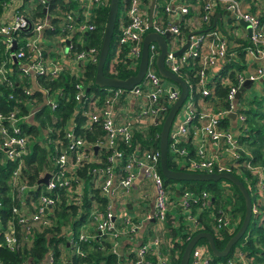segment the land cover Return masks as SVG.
I'll return each instance as SVG.
<instances>
[{"label":"built area","instance_id":"obj_1","mask_svg":"<svg viewBox=\"0 0 264 264\" xmlns=\"http://www.w3.org/2000/svg\"><path fill=\"white\" fill-rule=\"evenodd\" d=\"M37 4L44 5L46 14L48 0H30ZM127 1V0H126ZM102 0H80L83 22L73 25L72 18L67 16L64 25L71 33L74 32L80 37L81 51L72 53L73 72L78 80L75 86L77 91L75 100L76 110L71 120L62 128L42 130V137L38 139L41 147H52L53 153L49 160V168L40 175L39 180L45 174H49L46 184H39L41 190L36 197V187L27 186L26 182L19 183V175L24 167L23 157L29 153L30 143L34 141L31 135L23 134L20 125L28 122L37 112V97L33 100L28 114L21 116L18 110H14L6 117L0 115V150L3 151L5 159L17 162V168L12 175V185L17 187V198L20 202V210L14 209L13 213L19 215V224L23 228V239L19 237L15 227L11 224L2 231L5 246L14 251L18 249L22 241H26L32 231L41 233L46 227H50V217L54 214V209L59 202V193L65 192L67 201L73 206H81L84 180L79 177V172L85 165L94 164L91 171L92 187L98 189L100 194L107 200V207L103 210L98 208L91 215H95L96 232L99 235H108L112 251L117 256L129 257L132 254L130 264H143L147 256L152 255L157 258L158 264H169L167 253L162 255L160 237H149L145 241L141 236L144 224L153 225L152 233L160 235L156 227L165 222L166 216L172 208H179L186 214L192 225H195L194 218L190 217L192 206L200 201L199 198L189 192L182 195L177 192L178 200L172 201L159 177L157 164L159 163L158 152H140L137 145L136 151L125 154L119 150V144H129L134 127H151L164 121L169 109L179 96L176 84L171 83L164 88L165 80L157 73L155 67L156 59L159 55L158 47L151 43L148 47V66L146 74L141 83L131 91L121 89L104 88L102 95H96L84 90L82 77L88 65L97 62V52L94 48L85 47L84 35L94 31V26L89 24V18L93 9L98 8ZM220 7L224 13L220 19H215V9ZM190 9L197 11V7L190 5ZM204 15L194 18L196 35L190 38L188 49L179 57L174 54L185 44L179 39L177 21L179 16L186 15L188 9L180 5L178 0H171L164 12L171 17V22L159 26L151 23V33L164 36L169 33L167 39L168 55L164 60V66L173 74L177 75L180 67L188 60L197 61L200 69L198 71V87L202 99L199 101L200 113L192 103H184V120L174 118L169 132L168 146L175 157V162L189 171V173L219 174L235 171H247L251 178L256 180L253 191L255 201L252 205V215L258 216L261 208L264 207V169L258 165L250 163L241 164L242 150L237 140L245 133L243 127L244 116L240 114L239 104L235 100V95L245 81H250L253 85L264 80V16L259 12L251 14L247 5H241L236 0H206L203 7ZM246 23V31H250L247 39L249 44L245 48L246 55L254 60L258 65L252 72L237 76V86L229 85L226 101L229 109L213 110L202 100L207 99L211 91L206 85L212 77L222 68L230 58L234 56V49L237 45L233 43L230 36L241 39L246 36L236 35L234 30L223 26L224 17ZM127 24L120 26V36L116 42L117 48L110 64V71L118 63L123 46L128 47V54L131 63L130 68L136 69L141 57V47L143 38L150 28L148 25L147 6L142 0H128ZM212 28L201 30L202 24H210ZM53 28L48 20L34 23L33 26L24 18L22 13L16 12L9 24L0 23V37L10 50L12 42L18 43L15 35L20 32H28L29 37L23 38L20 43L24 44L10 52V59L14 57L18 65V70L27 78L30 89L25 91L26 95L32 92H39L43 95V106L50 109L57 108V100L51 97L48 89L38 85L39 77L57 78L63 72L61 66L43 55L42 36L46 31ZM69 45V44H68ZM71 45L67 46V52H71ZM125 48V47H124ZM9 70L7 62L0 63V81H5ZM33 83V84H32ZM34 85V86H33ZM35 88H33V87ZM58 96L62 93L58 92ZM181 107V108H182ZM235 114V121L229 115ZM75 115H80L84 119L83 129L90 134H95V128H100L104 135L98 137L94 145H91L83 136L77 135ZM197 118V124L192 125ZM229 122L225 126L223 122ZM5 122V124H4ZM233 125H236L233 128ZM192 147V156H189L188 148ZM195 171V172H192ZM90 175V173H89ZM38 180V181H39ZM147 183L146 199L152 200L151 209L147 208V213L139 215L131 212V206L136 203L135 186L139 190L137 202L144 201L143 184ZM28 191L23 197V192ZM32 191V192H31ZM207 195L203 194L202 200H206ZM29 203V205H27ZM128 206L130 210H128ZM205 206V204H204ZM29 207V208H28ZM137 215L139 218H137ZM141 219V220H139ZM215 230L220 232L229 228V221L223 216L213 219ZM232 229V228H231ZM0 231V232H1ZM86 234L79 236V242L88 240ZM93 239V237H92ZM69 245V244H68ZM164 252V251H163ZM76 254L82 255L78 249ZM191 264H212L211 255L205 248L196 246L190 256ZM190 262V261H189ZM54 257L48 253L44 264H53ZM67 264V263H66ZM217 264H248L245 254L235 251L233 257L225 262Z\"/></svg>","mask_w":264,"mask_h":264},{"label":"trees","instance_id":"obj_2","mask_svg":"<svg viewBox=\"0 0 264 264\" xmlns=\"http://www.w3.org/2000/svg\"><path fill=\"white\" fill-rule=\"evenodd\" d=\"M6 1L7 0H0V14L2 13L3 4H5ZM79 1L80 0H48L46 14L44 13V5L37 3H33L34 5L27 10H25V6L23 5L18 11L24 15V18L31 26L49 17L50 23L55 26V29L52 32L46 31V35L51 38L59 33V37L63 36L67 38L70 36V33L65 28V25L62 24V21L64 23L66 17L70 16L75 26L83 22ZM142 1L147 6V15L149 16L153 0ZM178 1L180 5H184L188 9V13L179 16V20L177 21V27L180 33L179 39L181 42H184L188 34L196 31L192 21L197 15L199 17L204 15L203 7L206 0ZM236 1L241 5H247L251 14L259 12L264 16V0ZM170 3L171 0H155L152 12L153 23L159 26L161 23L166 25L171 22V17L164 12L165 7ZM127 5L128 0H119L118 2L115 29L103 69L105 76L120 80H126L129 77L135 76L138 70V67L136 69L130 68L131 61L129 57H127L129 50L127 46H123L118 63L115 64L113 70L110 71V64L114 51L117 48L116 42L120 36V26L127 24ZM190 5L196 6L197 11L195 12L193 9H190ZM108 8L109 0H102L101 5L91 12L89 24L94 26L95 29L93 32H88L87 36H84L87 47L94 48L97 52V61L107 21ZM223 13L224 11L219 6L216 7L215 15H222ZM227 20H232L234 22L231 18H227ZM58 23L63 25L60 30L57 26ZM211 28L212 20L208 25L202 24L199 29L206 30ZM152 31V27H150L147 34ZM30 34L31 32H20L15 35V39L18 43L15 51L24 44V42L20 43V41H22L23 38L29 37ZM230 38L233 43L237 45L232 49V52L235 53L234 56L226 61L222 68L206 85L207 89L211 91V94L205 99V102L210 103L215 111L218 109H229V103L226 101L229 86L224 83L228 82L232 86H237V76L245 75L248 70L245 51V48L249 44L247 37L237 39L231 35ZM77 40L78 36H72L70 40V45L72 47L71 53L81 51V47L77 43ZM9 55L10 50L6 48L3 38L0 37V63L7 62L9 70L6 80L0 81V115L6 117L14 110H18L20 115L24 116L28 114L30 108H33L32 103L35 97H37V101L41 102V96L39 92H32L30 95L25 94V91L30 89V83H28L26 76L18 70V65L11 61ZM96 66L97 62L88 65L84 70L82 77L83 88L89 91V93L102 95L105 89H101L94 84ZM251 67L253 70L256 69V66L253 67L250 65L249 68ZM199 69L200 67L197 61L188 60L186 64L180 67L177 73V76L185 81L188 86L189 94L186 103H192L194 105L196 109L195 114L200 113L198 104L200 99H202L198 87ZM154 70L156 71V69ZM37 81L39 86L48 89L51 97L55 96L57 108L52 110L48 106H42L37 110L35 116L30 119V123L26 122L20 125L22 133L31 135L33 138H37L41 130L47 127L55 129L64 127L66 123L71 120L77 106V101L75 100L77 91L75 86L78 80L75 79V77H70L69 74H66L60 75L56 79L39 77ZM261 82L264 85V80ZM58 92L62 93L61 97L58 96ZM262 92L261 99L264 101V88ZM238 104L240 107L239 112L244 116L243 127L245 129L244 135L237 140L242 150V158L239 162L241 164L250 163L251 165H258L264 169V107L262 108L256 100L246 101L243 93L238 99ZM242 104L247 105V108H242ZM75 120L77 127L74 132L77 135L83 136L87 142L95 143L98 137L100 138L104 135L101 129L97 127L93 135L87 132L86 129H83L84 119L80 117V115H75ZM163 122L164 121H161L157 126L154 125L146 129L140 126L134 127L129 144L120 143L119 150L125 154H129L136 151L135 148L138 145L140 147V152H158L159 134ZM228 122V120H225L223 124L226 126ZM196 124L197 118L192 122V125ZM29 148V153L23 157L24 167L20 172L18 181L19 183L27 182V186L30 187L35 186V195L37 197L41 190L38 180L40 175L50 166L49 160L53 153V148L41 147L38 143L31 144ZM188 151L189 156L193 157L191 146H189ZM17 164V162L7 161L3 151L0 150V227L2 231H4L9 224L13 225L19 237L23 239V228L18 222L19 215L13 213L14 209L20 210V202L17 198V187H13L12 185V175L17 168ZM167 167L172 171L189 172L175 162V157L171 153L169 146ZM93 168H95L94 164L85 165L81 172H79V177L84 180L81 206L71 205V202L67 201L66 193L60 192L59 202L54 209L53 216L50 217V227H46L41 233L32 231L27 237V240L22 241L18 249L11 251L5 246L3 233L0 230V264H44V260L48 253L53 254V264H130L132 254L129 257H125L124 255L117 256L114 254L111 243L109 242V236L99 235L98 232H96V227L92 229V236L86 233L89 237L88 240L79 242L81 227H87L88 216L91 214V206L93 203L98 204L101 210L107 207V200L100 192L92 191L91 171ZM157 171L159 177L163 181L166 193L168 196L172 197V201L178 200L177 192H179L180 195L184 192H189L200 199L198 203L192 206L189 215L195 220V225H193V227L183 224L182 217H177L172 213L166 216L165 220L169 222V226L171 227L168 225L165 226V232L160 233V238L162 240V245L168 246V250L165 251L168 257V263L180 264L185 246L191 238L199 233H209L212 235L216 248L219 251L223 250L228 240L235 235L243 221L245 203L239 191L232 184L224 180L219 181L222 182L221 186L212 182H182L183 186L177 189L174 186V181H168L162 176L159 163L157 164ZM232 175H234L247 189L251 198V204L253 205L255 201L253 191L256 180L251 178L247 171L239 173L235 171ZM240 178H243L247 182V186ZM250 188H252L253 191H251ZM140 191L143 192L142 195L145 198L144 202H146V197H148L147 183L143 184V189ZM27 193L28 191L23 192V197H25ZM203 194L207 195L206 200H202ZM27 205H29V203H27ZM147 211V209H141L136 213L142 216L147 213ZM130 212L132 215V211ZM220 216L226 218L230 226L226 230L217 232L213 219ZM137 218H139L138 215ZM150 227L153 229V225H150ZM144 234L153 236L152 230L149 228L146 229ZM200 242L202 243L198 242L196 248H205L211 255L212 264L222 263L231 259L235 251L244 253L248 264H264V207L261 208V213L257 217L252 215L246 232L236 243H239V247H236L235 244L226 258L217 259L210 252L207 242L205 240H200ZM76 249L82 254L81 256L76 254ZM165 252L162 250V255H166ZM143 264H158L157 258L149 255L146 257ZM189 264H191V260Z\"/></svg>","mask_w":264,"mask_h":264},{"label":"water","instance_id":"obj_3","mask_svg":"<svg viewBox=\"0 0 264 264\" xmlns=\"http://www.w3.org/2000/svg\"><path fill=\"white\" fill-rule=\"evenodd\" d=\"M118 2L119 0H109V8H108V16L107 21L105 25V30L103 33L102 41H101V47L99 50L98 55V61L96 66V73L94 77V84L101 88H112V89H121L125 91H131L136 86H138L141 81L143 80L148 66V47L151 43H155L159 50V55L155 62V67L157 70L158 75L163 80L171 81L172 83L176 84V86L179 89V96L175 103L171 106L169 109L164 122L162 124V128L159 134V166L162 176L168 180V181H174V182H212L217 183L221 180L227 181L228 183L232 184L242 195L245 203V213L243 217L242 224L238 231L235 233L233 237H231L227 244L225 245L224 249L219 251L215 246V241L212 235L209 233H199L195 235L191 240L187 243V245L184 248V251L182 253L180 264H189L190 256L193 248L196 246V244L200 240H205L208 244L209 250L212 253L214 257L217 259L226 258L229 253L231 252V249L234 247V245L241 239V237L246 232L249 223L251 221L252 217V204H251V198L248 194L247 189L244 187V185L232 174L229 173H219V174H204V173H189L184 171H172L168 169L167 167V156H168V138H169V132L172 127L174 118L177 114V112L180 110V108L183 106V104L186 102V99L189 94L188 86L178 77L177 75L170 72L166 67L164 66V60L168 55V49H167V39L170 37V34L167 33L164 36H160L156 33H149L147 34L142 41V47H141V57L138 65V70L135 76L129 77L126 80H120L117 78H110L104 75L103 69L105 66V62L108 56L109 48L111 39L114 33L115 29V23L116 18L118 14ZM154 2L152 1L151 9L149 11L148 16V25L150 27L152 22V12L154 8ZM228 16V15H227ZM220 15H216L214 19V24L216 22V19H220ZM240 26L243 28H247L246 23L239 21L238 22ZM248 34L250 35V31L247 30ZM198 32H193L187 35L185 44L174 54L175 57L181 56L189 47L190 44V38L194 35H196ZM16 49V43L15 41L12 42V46L10 48V52L13 53ZM13 62H16L15 58H12ZM251 82L245 81L241 87L239 88V91L235 95V100L238 102L239 97L245 90L250 89ZM229 117L235 121V114L232 113L229 115ZM49 178V174H45L42 179L38 181V184H46ZM128 208H130L128 206Z\"/></svg>","mask_w":264,"mask_h":264},{"label":"crops","instance_id":"obj_4","mask_svg":"<svg viewBox=\"0 0 264 264\" xmlns=\"http://www.w3.org/2000/svg\"><path fill=\"white\" fill-rule=\"evenodd\" d=\"M29 1V0H28ZM27 0H7L5 4H3V9H2V13L0 14V23H3V24H9L12 19H13V16L16 12H19V8L21 6H25V10L31 8L34 4V1H29L28 2ZM80 2V1H79ZM94 10V9H93ZM92 10V11H93ZM216 17V16H215ZM227 17V15H226ZM48 20V23H50V19L49 17L46 18ZM62 24L64 25L63 21H62ZM62 24H59L58 23V28L59 30L63 27ZM50 25L52 26L53 30L54 31V25L50 23ZM242 27V26H241ZM243 28V27H242ZM50 31V32H52ZM69 31V30H68ZM235 32V31H234ZM70 36H68L67 38H64L63 36L62 37H59V33L57 35H54L53 37L49 38L46 33L43 34L42 36V42H43V55L45 56V59H49L53 62H56L57 65L61 66L62 69H63V73L61 75H66V74H69L70 77H74V76H71V72H73V56H72V53H68L67 52V46L70 45L71 43V39H72V36H75L76 34L74 32H70ZM236 35H241L242 36H246L248 37V32L245 30V29H242L241 33L240 34H237L235 32ZM78 36V35H76ZM84 36H87V35H84ZM78 39H80V37H78ZM81 40V39H80ZM69 44V45H68ZM87 47L86 44H84V48ZM258 63V62H257ZM255 63L254 60H251L249 57H247L246 55V66L248 67V70L246 72H252L254 71L253 68H249L250 65H252L253 67L257 66L258 64ZM245 72V73H246ZM33 84V83H32ZM225 85L229 86L230 84L227 82V83H224ZM34 86V85H33ZM32 86V87H33ZM35 88V87H33ZM251 88H254L256 91L260 92L261 94H263V88H264V85L262 84V82L260 83H257V84H252L250 85V89ZM249 89V90H250ZM245 91H248V90H245ZM244 91V92H245ZM36 92V91H35ZM89 92V91H86V93ZM243 92V93H244ZM41 96V102L37 101V110L43 106V95L42 94H39ZM55 98V97H54ZM201 101V99H200ZM202 102L206 105H209L211 106L210 103L208 102H205V100H202ZM49 107V106H48ZM212 107V106H211ZM30 121V120H29ZM28 121V122H29ZM30 123V122H29ZM47 128H50V127H47ZM46 128V129H47ZM51 129H55V128H51ZM45 130V129H44ZM42 132V131H41ZM39 133L38 137L34 139L33 142L35 143H38V139L42 137V133ZM34 144V143H33ZM31 145V144H30ZM137 185L135 186V195H136V198L138 199V193H139V190L136 189ZM150 202V205L148 207V209H151V206H152V200L151 198L149 199H146V203L147 202ZM140 203V200L138 201V205ZM138 207V206H137ZM130 210V208L128 209Z\"/></svg>","mask_w":264,"mask_h":264},{"label":"rangeland","instance_id":"obj_5","mask_svg":"<svg viewBox=\"0 0 264 264\" xmlns=\"http://www.w3.org/2000/svg\"><path fill=\"white\" fill-rule=\"evenodd\" d=\"M34 3H36V2H34ZM80 4V3H79ZM223 26L224 27H227V28H231L232 30H234L237 34H240L241 33V31H242V27L239 25V23H238V21H236V22H233L232 20H227V17L225 16L224 17V22H223ZM77 43L79 44V45H81L80 44V39H78L77 40ZM172 82L171 81H168V80H165V83H164V88H167V87H169L170 85H172L171 84ZM178 88V87H177ZM179 90V89H178ZM243 96H244V99L246 100V101H249V100H256V101H258L259 102V105H261L262 106V108L264 107V101L261 99V93L260 92H258V91H256L254 88H251L250 90H248V91H245L244 93H243ZM246 104H247V102H246ZM243 106H242V108H247V105H245V104H242ZM177 117H179L180 119H182V120H184V118H185V114H184V107H182V108H180V110L178 111V114H177ZM67 124V123H66ZM236 125H233V128L235 127ZM42 131V130H41ZM30 144H32V142L30 143ZM91 145H94L95 143H90ZM192 172H195V171H192ZM195 173H199V171H196ZM91 177V176H90ZM240 180H242V181H244V184L247 186V182L243 179V178H240ZM27 183V182H26ZM217 185L218 186H221L222 185V182H217ZM174 186H175V188H181L182 186H183V183L182 182H175L174 183ZM92 191H98V189H94V187H92ZM170 197V199L172 200V197L171 196H169ZM136 199V203L135 204H133L132 206H131V209H132V212H134V213H136V212H138V210H145V209H147L148 207H149V205H150V202L148 201L147 203L146 202H144V201H140V203H139V205H138V202H137V198H135ZM138 206V207H137ZM152 207V206H151ZM99 208V205L98 204H96V203H93V205L91 206V213H92V210H93V212H95L97 209ZM170 213H172V214H174L175 216H177V217H182L183 219H182V223L183 224H187V225H189L190 227H193V225H192V222L191 221H189L188 219H187V217H186V214L184 213V211H182L181 209H179V208H176V209H171L170 210ZM95 218H96V216L95 215H89L88 216V223H87V227L85 226H82L81 227V230H80V235H84V234H89V236H92V229H94V227H95ZM139 220H141V219H139ZM150 225L151 224H144L143 225V227H144V230L142 231V233H141V236L144 238V240L145 241H150V240H148V238H147V235L146 234H144V232L146 231V229L147 228H149L150 230H152V228L150 227ZM169 226V222H167L166 220H165V222L162 224V225H160V226H158V227H156V230L157 231H159L160 233L161 232H165V226ZM169 227H171V226H169ZM79 235V236H80ZM148 236L149 237H151V235H149L148 234ZM161 235H158V234H153V237H160ZM199 243H202V242H200L199 241ZM198 244V243H197ZM197 244H196V246H197ZM236 247H239V243L238 244H236ZM161 249L165 252L166 250H168V246H163V245H161ZM79 256H80V254H78ZM65 264V263H64Z\"/></svg>","mask_w":264,"mask_h":264}]
</instances>
